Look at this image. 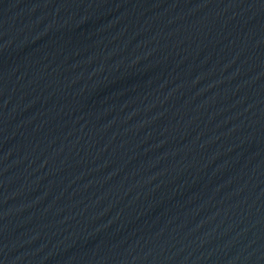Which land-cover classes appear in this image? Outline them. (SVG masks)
<instances>
[{
  "label": "water",
  "instance_id": "95a60500",
  "mask_svg": "<svg viewBox=\"0 0 264 264\" xmlns=\"http://www.w3.org/2000/svg\"><path fill=\"white\" fill-rule=\"evenodd\" d=\"M0 264H264V0H0Z\"/></svg>",
  "mask_w": 264,
  "mask_h": 264
}]
</instances>
